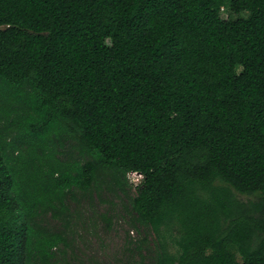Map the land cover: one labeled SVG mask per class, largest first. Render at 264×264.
<instances>
[{"label":"trees","instance_id":"1","mask_svg":"<svg viewBox=\"0 0 264 264\" xmlns=\"http://www.w3.org/2000/svg\"><path fill=\"white\" fill-rule=\"evenodd\" d=\"M104 190L150 264H264V0H0V264Z\"/></svg>","mask_w":264,"mask_h":264},{"label":"rangeland","instance_id":"2","mask_svg":"<svg viewBox=\"0 0 264 264\" xmlns=\"http://www.w3.org/2000/svg\"><path fill=\"white\" fill-rule=\"evenodd\" d=\"M223 17L227 19L228 14ZM134 174L129 176V182L135 185L142 177ZM101 192H76L74 198L70 196L68 225L54 220L52 214L43 219L50 232H63L67 240L57 250L52 264H150L152 255L147 251L153 248L152 238L143 243L145 232L134 228L126 196ZM131 192L135 194L134 189ZM139 246L144 250L142 255Z\"/></svg>","mask_w":264,"mask_h":264},{"label":"bare ground","instance_id":"3","mask_svg":"<svg viewBox=\"0 0 264 264\" xmlns=\"http://www.w3.org/2000/svg\"><path fill=\"white\" fill-rule=\"evenodd\" d=\"M135 175V174H134Z\"/></svg>","mask_w":264,"mask_h":264}]
</instances>
